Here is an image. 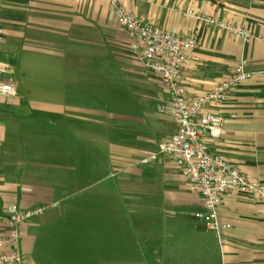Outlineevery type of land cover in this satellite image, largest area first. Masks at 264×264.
Instances as JSON below:
<instances>
[{
  "label": "crops",
  "instance_id": "obj_1",
  "mask_svg": "<svg viewBox=\"0 0 264 264\" xmlns=\"http://www.w3.org/2000/svg\"><path fill=\"white\" fill-rule=\"evenodd\" d=\"M119 1L144 22L196 37L189 97L247 59L253 79L209 108L224 120L210 150L264 186V0ZM110 11L109 0H3L0 77L17 96L0 97V234L10 232L11 204L58 203L19 227L21 264H264V202L226 197L220 220L231 228L217 235L195 217L203 199L172 158L140 163L177 127L158 110L166 89ZM188 11L244 25L253 38L244 43ZM85 201L93 223L62 222ZM115 201L122 220L101 223Z\"/></svg>",
  "mask_w": 264,
  "mask_h": 264
},
{
  "label": "built area",
  "instance_id": "obj_2",
  "mask_svg": "<svg viewBox=\"0 0 264 264\" xmlns=\"http://www.w3.org/2000/svg\"><path fill=\"white\" fill-rule=\"evenodd\" d=\"M2 3L3 0H0V8ZM109 4L117 24L128 33L133 52L144 67L160 79L166 89L168 99L159 105L158 110L172 117L177 127L172 137L158 144L156 151L145 154L140 163L148 165L160 156L172 158L182 170L188 190L203 199L205 212H198L195 217L208 230L221 235L223 230L231 228L230 224L220 220L225 198L229 195H240L264 202V186L242 174L223 157L211 152L209 137L214 139L220 136L224 120L221 116L210 113L209 108L230 99L237 88L253 79L254 73L249 71L247 59H240L232 74L212 89L189 97L184 75L199 47L196 37L164 31L152 23L144 22L126 10L119 0H109ZM187 14L203 25L244 43L253 38L249 28L229 22L225 18L195 14L191 11ZM2 35L3 30L0 29V41ZM16 96L15 84L7 83L0 77V97ZM57 207L58 203L27 210H21L16 204L8 206L4 219L10 232L7 235L0 234V264H21L17 246L19 227L29 219L38 218ZM8 248L10 251L7 252Z\"/></svg>",
  "mask_w": 264,
  "mask_h": 264
},
{
  "label": "rangeland",
  "instance_id": "obj_3",
  "mask_svg": "<svg viewBox=\"0 0 264 264\" xmlns=\"http://www.w3.org/2000/svg\"><path fill=\"white\" fill-rule=\"evenodd\" d=\"M85 195H86V192H84L81 195H79L76 198V202L80 201V199H83L85 197ZM88 203H90V201H85V203H84L85 208L82 211H80L79 214L74 213L73 216H69L68 212H65L64 213V217H63L64 220L62 222L67 223V224H72V223L79 224V222L82 221L81 216L86 215L85 217L88 219V221H87V222H89L88 224L93 223V220L95 218H97L95 216V213L96 212H95V210H93L89 206ZM116 204H117L116 201L114 203H112L114 209L116 208V211H114V212H110V213L106 212L105 213V212H101L100 211V215L99 216H100L101 220L100 219L99 220H100L101 223H103V222H105V223H107V222H113L112 221L113 219L116 222L122 220L121 216H123V213L120 214L117 211L118 206H116Z\"/></svg>",
  "mask_w": 264,
  "mask_h": 264
}]
</instances>
